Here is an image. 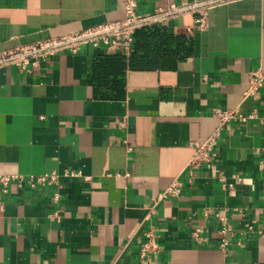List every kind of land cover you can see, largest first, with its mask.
Returning a JSON list of instances; mask_svg holds the SVG:
<instances>
[{
	"label": "crops",
	"instance_id": "1",
	"mask_svg": "<svg viewBox=\"0 0 264 264\" xmlns=\"http://www.w3.org/2000/svg\"><path fill=\"white\" fill-rule=\"evenodd\" d=\"M134 1L156 15L143 27L184 36L189 54L137 69L129 52L80 42L30 54L26 70L0 65V175L67 173L58 189L0 193V264H264V86L242 99L250 73L264 72V0ZM125 16L124 0H0V51ZM214 107L255 117L221 127L189 181L194 143L218 127ZM175 178L180 193L147 219L150 198ZM148 229L158 249L142 259Z\"/></svg>",
	"mask_w": 264,
	"mask_h": 264
},
{
	"label": "built area",
	"instance_id": "2",
	"mask_svg": "<svg viewBox=\"0 0 264 264\" xmlns=\"http://www.w3.org/2000/svg\"><path fill=\"white\" fill-rule=\"evenodd\" d=\"M124 7L126 16L123 20L114 22L109 25L93 27L84 31L78 32L70 37H62L60 39H50L43 42L35 43L25 47H16L0 51V65L3 63H10L16 65L18 68L26 70L29 63H36L30 61L29 55L40 51L44 53H52L55 49L65 47L70 51L76 50V44L80 42H90L93 46L103 45L108 51H121L128 53L130 51L132 38L134 32L155 19L156 15H143L136 13V3L134 0H124ZM196 27L202 26L201 19L196 21ZM264 86V72L257 69L250 73L249 83L242 93V99L256 100L260 97V91ZM212 115L218 120V127L215 131L202 142L194 143V153L188 162L186 176L191 181L193 168L203 162H209L213 156V148L216 139L219 135V129L231 121L245 123L248 119L254 118V112L243 114L238 108H212ZM122 127L126 125V117H122L118 121ZM126 145V150H131V147ZM261 155L264 157V147L261 148ZM71 176L79 175L78 173L71 172ZM67 176V173L60 174L57 171H50L39 175H15V174H2L0 175V193H5L10 184H15L18 187H28L34 189L36 187L51 186L55 189L61 187V180ZM87 179V177H84ZM240 179V178H239ZM183 187V182L175 178L166 188L156 193L150 198V205L147 207L146 218L150 219L155 211L159 202L172 196H177ZM57 191V190H56ZM58 193H55L57 199ZM216 218L220 221L221 227L219 232L222 236L231 234L233 232L232 226L226 222V217L215 213ZM52 219H58L59 215L54 212L51 213ZM250 233H261L260 229H253L252 225L248 226ZM202 230L198 227L193 229L190 234L193 240L200 242L203 240L200 236ZM225 237L222 238L221 247H225L227 243ZM158 245L155 241V234L152 229L145 231L144 240L139 247V256L142 259H149V254L156 251Z\"/></svg>",
	"mask_w": 264,
	"mask_h": 264
},
{
	"label": "trees",
	"instance_id": "3",
	"mask_svg": "<svg viewBox=\"0 0 264 264\" xmlns=\"http://www.w3.org/2000/svg\"><path fill=\"white\" fill-rule=\"evenodd\" d=\"M173 44L175 49H171ZM188 54L184 36L169 34L161 27H142L133 34L128 62L131 68L153 69L164 66L169 59L181 58Z\"/></svg>",
	"mask_w": 264,
	"mask_h": 264
}]
</instances>
